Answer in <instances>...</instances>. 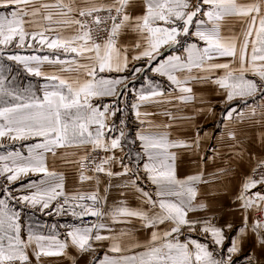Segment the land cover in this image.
<instances>
[{"label":"snow or ice","instance_id":"obj_1","mask_svg":"<svg viewBox=\"0 0 264 264\" xmlns=\"http://www.w3.org/2000/svg\"><path fill=\"white\" fill-rule=\"evenodd\" d=\"M0 9V61L15 62L29 75L46 81L42 96L30 89L19 90L6 75L8 65L0 63V148L5 147L4 141H34L21 145L26 153L21 149L0 153V196L5 197L0 198V264H32L31 256L40 264L41 257L67 255L69 247L81 255L91 253L89 264H235L233 256L248 235V211L264 213V191L251 192L258 186L264 189V158L257 160L237 197L245 210L246 227L232 240L227 255L217 252L185 231L210 235L216 246L225 240L220 227L189 216L207 206L198 202L197 185L209 183L203 169L178 176V156L173 150L198 149L199 133L192 142L172 139L166 130L171 124L158 125L150 119L159 114L174 121L172 112L141 108L174 100L188 104L195 100L192 83H211L224 94L226 121L264 122V0H0ZM228 20L236 21L239 30L233 25L226 34ZM129 30L136 40L123 45L121 40ZM176 48H182L183 54L170 51ZM19 49H47L51 54L25 56L14 51ZM136 61L145 63L140 67L133 63L129 70V64ZM45 64L58 69L45 72ZM146 71L166 77L170 89L148 80ZM125 72L133 80L145 74L146 80V87L136 92L131 104L139 123L147 125L135 137L141 149L135 167L131 160L125 162L127 153L116 154L124 152L128 139L124 120L118 126L115 118L125 111L119 105L129 83L127 75L108 74ZM105 97L114 99L96 103ZM238 99L245 109L231 107ZM257 116L261 119L256 120ZM227 135L237 139L234 131ZM70 149H82L83 154L70 160V154H78L69 153ZM99 152L104 155L98 156ZM49 156L77 164L79 182L94 181L96 189L68 193L64 173L49 167ZM116 164L121 171L113 170ZM99 174L127 178L122 187L133 190L139 206L130 207L121 200L105 211L111 185L102 195ZM208 175L218 178L216 173ZM143 180L154 191L146 190ZM17 182L18 188L13 187ZM11 202L40 212L49 210V215L55 211L132 226L138 222L151 230L150 239L132 245L142 250L129 255L125 253L130 248L122 246L120 238L131 235V230L114 234L104 222L73 226L64 239L31 229L25 235L21 213ZM250 227L264 249V218L252 221ZM104 241H111L107 252L95 255V245ZM70 258L76 264L75 257ZM247 264H264V259L249 256Z\"/></svg>","mask_w":264,"mask_h":264},{"label":"crops","instance_id":"obj_2","mask_svg":"<svg viewBox=\"0 0 264 264\" xmlns=\"http://www.w3.org/2000/svg\"><path fill=\"white\" fill-rule=\"evenodd\" d=\"M78 3H82L83 0H77ZM97 3L100 2H111V0H96ZM0 11H3L0 9ZM236 26L237 31L239 30V25L234 20L226 21L225 33L227 34V29ZM136 40V34L132 33L130 30L127 31L122 40L121 44L129 45L134 43ZM18 51L21 55H38L43 56L46 54H51L47 49L43 51H39L36 49H19L14 50ZM129 60L131 61V49ZM176 54H183L182 48H176L174 50ZM0 63H6L8 65V72L6 73L8 79L11 81V86L15 87L19 90L30 89L35 92L38 96H42L43 94V86L46 81L41 77H35L29 75L23 70V67L17 65L12 61H0ZM133 63L135 66L140 67L144 65V61H136L129 64V70H131ZM58 69V66H53L49 64H45L43 66V70L45 72H53ZM67 75V73H65ZM110 76H128L129 83V91L128 93L121 98L122 102L119 105L122 108H125V111L119 113L115 118L116 123L119 126V121L124 120V130L127 133V141L125 142L124 152H120L117 150L116 154L118 156H123L125 153L128 154V158L126 159V163L131 160L132 166L135 167L136 164V153L140 152V142L135 140L136 134L143 127L147 125H141L137 120V117L134 114V111L131 109V104L135 101V94L143 87H146L145 74H140V77L136 80H133L131 75L128 72L125 73H110ZM147 79L157 83L161 88L166 90L170 89V83L167 81L166 77H160L157 74L152 73L151 71H146ZM42 80V83L39 81ZM191 87L193 88V93L195 95V100L188 104L179 103L178 101H173L172 104H164L160 106H143L141 111L148 110L154 112H161L164 109H167L172 112L173 116L176 117L174 121L169 120L167 116L164 115H155L150 117L158 125L163 124H171L172 127L166 129L172 139H183L189 142H192L197 133H199V148L198 149H174L177 153V171L178 176L182 178L184 174H196L200 172V170H206V178L209 180V183L205 185H197V188L203 189L201 187H205L207 192L206 198L209 199V204L212 205V211L217 212L216 217L220 222L218 225H222L226 232H223L226 236L227 233H230L232 230V237L229 240L228 246H231V242L233 239L239 238L240 229L246 227L244 223V215L245 210L241 207V201L237 198L241 192L242 187V177L250 169L256 164L258 159L264 158V142L261 141V135L264 134V122L255 123V120H244L240 121L238 119L233 122H228L224 119L223 123V131L213 137V127L208 128L207 130L200 133L199 126L204 124H209L210 122H214L218 117V112L216 111L217 106H225L224 103V94L222 90L218 89V87L214 84L207 83H192ZM114 98L105 97L101 100L96 101V103H111ZM204 100L205 103H201L200 101ZM242 101L235 100L232 103ZM249 104L252 103L251 100L248 101ZM256 103H260L259 100ZM125 105H127L125 107ZM234 105V106H235ZM238 107V106H235ZM211 108V111L208 109ZM240 109H245L240 108ZM256 120L261 119L259 116L255 118ZM226 129H232L237 135L236 140L229 139ZM163 130V129H161ZM112 135H118V133H113ZM212 137L214 138L212 140ZM213 141L212 144V153H210L206 159H201L203 157V151L206 149L209 144ZM134 141V142H133ZM215 141H217L216 147L214 146ZM25 143H34V141L27 142H18L16 144H11L8 141H4L5 147L0 148V153H4L5 151L13 150V149H21L26 153V148H22L21 145ZM234 146V147H233ZM77 152L78 154L73 156L69 155L70 160H78L79 155L83 154V150H68L69 153ZM104 155V153H103ZM48 165L50 168H54L58 172L64 173V183L66 187V191L68 193H75L78 191L81 192H90L96 189L95 182H86L81 184L78 180V165L74 163H65L63 159L57 158L53 160L51 156L48 159ZM226 169V172H221L220 170ZM114 171H121L119 164L113 166ZM210 173H216V177L214 178L209 176ZM101 183L99 185V189L101 194L103 195V189L111 185L109 187V191L107 193V206L105 207V211L108 208H111L119 203L121 200H126L128 206L130 207H138L139 201L136 199V196L133 194V190L131 188H124L122 185L126 181L127 178L122 177H112L109 178L104 174H99ZM188 176V175H186ZM26 182V180L24 181ZM20 182H17L13 187L18 188ZM239 187V188H238ZM214 189V190H213ZM256 191H264L260 186L257 189H252L251 192ZM121 192L124 193V196H121ZM251 194V193H250ZM5 198V197H1ZM11 206L15 210H19L21 213V221L23 225V231L26 235L27 232L31 229L32 231L40 232L43 234H53V227L55 223L59 226L58 231L60 233L57 236L60 239H64L67 230L73 226H81L79 223L74 222L70 218L61 215L66 218L59 224V221H54L53 219L57 217L55 211H52V214L49 215L48 211L44 212L36 211L30 207H24L19 204H15V202H11ZM254 210L248 211L249 216V225L248 227V235L245 238H242L241 251L238 255L246 252L249 256L259 255L261 259H264V249H262L257 240L256 234L251 231V222L253 221V213ZM197 213V210L194 211ZM264 218V213H263ZM100 222H104L109 224V226L113 229L114 234H118L122 229L131 230V235H126L120 238V242L122 246L125 248H133L132 245L137 242L140 244H144L148 239H150L151 230L143 229L140 227L139 223H135L132 225L125 224H112L108 220H103ZM51 224H54L52 226ZM231 225V227H229ZM229 229H227V227ZM163 227V226H161ZM222 229V227H221ZM55 234V233H54ZM102 234L107 235V232H103ZM111 241H104L102 243H97L95 247L97 251H107L108 246ZM225 244V242H223ZM76 251L75 248L69 247L67 249V255L65 256H52V257H41L40 264H65V262L70 261L71 251ZM29 254L31 256V250H29ZM88 255V254H87ZM247 257V256H246ZM248 257L246 259H248ZM32 263L37 264L34 256H31ZM245 259V258H244ZM86 259L80 260L79 264H84Z\"/></svg>","mask_w":264,"mask_h":264},{"label":"rangeland","instance_id":"obj_3","mask_svg":"<svg viewBox=\"0 0 264 264\" xmlns=\"http://www.w3.org/2000/svg\"><path fill=\"white\" fill-rule=\"evenodd\" d=\"M39 82L42 83V80L39 81ZM238 103L239 102L232 103L231 104V107L232 108H237V109H240V108H244L245 107L244 103H240L239 105H235V104H238ZM234 105L235 106H238V107H235ZM216 111L218 112L217 119L214 122H210L209 124L200 125L199 126L200 133L203 132V131H205V130H207L208 128L213 127V137L215 138L216 135H219V133L223 131V128H224V126H223L224 117L226 115L225 106L224 107L223 106H217L216 107ZM226 131H232V129H226ZM213 137H212V140L214 139ZM212 144H213V141L209 144V146L206 149H204V151H203L204 152L203 153V158L204 159H206L207 156L210 153H212V150H211L212 149ZM216 145H217V141H215V143H214V146L215 147H216ZM203 171L205 172V179H207L206 178V175H207L206 170H203ZM186 175H190V174H184V176H182V178L186 177ZM141 184H142V186L146 190L154 191V186H151L146 180L141 181ZM199 185H205V184L202 183V184H199ZM205 187H201L203 189H200V190L198 189L199 190L198 202H203L207 206L205 208H203V209H197V213L190 212L189 213V216L192 219L208 220L212 224L216 225L217 227H220V228L222 227L223 232H226L225 229H224L225 227L223 228L222 225H218V222H220V220H218L217 217H216V215H215V214H217V212L212 211L213 207H212V205L209 204V199H207L208 197L206 198V195L208 193H210V192H207V190L205 189ZM1 197L2 196H0V198ZM255 212L256 211H253V213H252L253 221L256 220V218L254 217V213ZM53 220L55 222L56 221H59V224H62V222L64 220H66V218L63 217V216H61V215H57V217L54 218ZM51 225L54 226V224H51ZM55 226L56 227H53V231L57 235L58 233H60V231H58L59 226L57 225V223H55ZM226 227H227V229H229L228 226H226ZM185 231H186V235L190 236L191 238L197 239L201 243L209 244L211 246V248L214 249L215 251H217V252L223 251L224 254L227 255V248L229 247L228 246L229 240L232 237V233H233L234 230H232L230 233H227L226 234L225 240H224L225 244H223L222 246H216V245H214L213 242H212V238H211L210 235L205 236L204 234H201L199 232H191V233H188L187 230H185ZM182 239H183V237H182ZM141 250H142L141 248H135V247H133V248H130V251L129 252H126L125 254L131 255V254H134V253L139 252ZM105 252H107V251H104V250L103 251H97L95 253V255L102 257ZM91 255H92L91 253L88 254V255L87 254L86 255H81L77 251H75V252H73V250L71 251V257H75L76 264H79L80 260H82V259H86V262L84 264H89V259L91 258ZM109 255H112V254L109 253ZM246 256L248 257V254L246 252H244L241 255H238V253H237L236 255L233 256V260L235 261V264H241L242 262L246 263V261L248 260V259H246L247 258ZM65 264H73L72 259H70L69 262L66 261Z\"/></svg>","mask_w":264,"mask_h":264},{"label":"built area","instance_id":"obj_4","mask_svg":"<svg viewBox=\"0 0 264 264\" xmlns=\"http://www.w3.org/2000/svg\"><path fill=\"white\" fill-rule=\"evenodd\" d=\"M98 156H103V152H99L97 153ZM255 166V165H254ZM253 166V167H254ZM252 167V169H253ZM252 169L245 175H243L242 177V183L244 182L245 178L249 175L252 174ZM89 175H91V173L89 172L88 173ZM64 216L70 218L71 220H73L74 222H77L79 223L80 225H85V224H91V223H95V222H100V221H97L95 217H91V216H87V217H84V218H74L73 216H71L70 214H63ZM254 217L256 219L258 218H263V213H260V212H255L254 213Z\"/></svg>","mask_w":264,"mask_h":264},{"label":"bare ground","instance_id":"obj_5","mask_svg":"<svg viewBox=\"0 0 264 264\" xmlns=\"http://www.w3.org/2000/svg\"><path fill=\"white\" fill-rule=\"evenodd\" d=\"M241 264H247V261H246V263L242 262Z\"/></svg>","mask_w":264,"mask_h":264}]
</instances>
